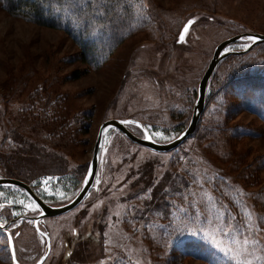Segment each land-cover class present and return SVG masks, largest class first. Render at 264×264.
<instances>
[{"label": "rangeland", "instance_id": "obj_1", "mask_svg": "<svg viewBox=\"0 0 264 264\" xmlns=\"http://www.w3.org/2000/svg\"><path fill=\"white\" fill-rule=\"evenodd\" d=\"M120 3L135 9V31L98 68L64 31L0 9V178L49 205L81 191L104 122L175 140L217 45L264 34V0ZM206 102L195 134L169 153L109 128L89 194L39 230L30 195L0 187V264H15L7 232L21 264H264V45L224 60Z\"/></svg>", "mask_w": 264, "mask_h": 264}, {"label": "trees", "instance_id": "obj_2", "mask_svg": "<svg viewBox=\"0 0 264 264\" xmlns=\"http://www.w3.org/2000/svg\"><path fill=\"white\" fill-rule=\"evenodd\" d=\"M113 1L0 0V9L36 25L64 31L78 45L79 60L89 68H98L135 31V9L121 5L120 0ZM126 25H130L128 31ZM92 39L95 45H91Z\"/></svg>", "mask_w": 264, "mask_h": 264}, {"label": "water", "instance_id": "obj_3", "mask_svg": "<svg viewBox=\"0 0 264 264\" xmlns=\"http://www.w3.org/2000/svg\"><path fill=\"white\" fill-rule=\"evenodd\" d=\"M185 31H183L181 37H183ZM244 38H248L251 40L250 46L243 50V51H229L224 52L229 46L243 40ZM254 38V39H253ZM264 44V34L261 33H253V32H246L242 34L235 35L233 37H230L221 43H219L214 51L212 60L210 61V64L208 65L204 75L201 78V81L198 86V99L194 106V111L192 114V118L190 121L189 126L185 131H183L175 140L169 142V143H158L154 141L153 139L147 137V138H140L136 136L134 133H132L129 128L127 127L126 121L121 120H108L104 122L101 125L97 141L94 147L92 160L89 165V169L85 178L84 185L79 192V194L68 204L63 206H52L46 203L37 193L34 191V189L29 185L28 183L15 179V178H0V187H17L25 190L30 197L38 204V206L41 209V212L38 216L32 217L31 219L34 220L36 229L39 230V222L45 218H52V217H58L64 214L69 213L70 211L77 208L86 198V196L91 191L97 173L99 169V163H100V155L101 151L104 146V139H105V132L109 128H115L122 132L128 139H130L132 142L146 147L150 150H153L155 152L159 153H169L176 149H178L181 145H183L190 137H192L195 132L197 131L199 122L201 120V117L206 109V100H207V90L210 83L211 78L213 77L215 71L217 70L219 64L232 55H243L250 51H252L255 47ZM3 227L0 225V229ZM8 239H9V249L11 251V255L13 258V261L15 264H21L18 261L15 243L12 235L7 232ZM48 239V247L50 250V240ZM47 259V255L43 257L37 264H43L45 260Z\"/></svg>", "mask_w": 264, "mask_h": 264}, {"label": "snow or ice", "instance_id": "obj_4", "mask_svg": "<svg viewBox=\"0 0 264 264\" xmlns=\"http://www.w3.org/2000/svg\"><path fill=\"white\" fill-rule=\"evenodd\" d=\"M190 26V25H189ZM184 31L185 32H187L188 31V27H186L185 29H184ZM181 39H183V37H181ZM254 39V38H253ZM45 183H47V181H45ZM243 243L245 244V245H247L248 243H249V241L247 240V239H245L244 241H243Z\"/></svg>", "mask_w": 264, "mask_h": 264}]
</instances>
